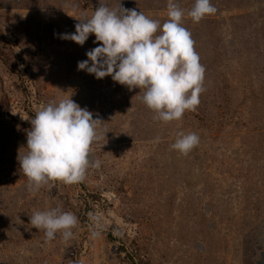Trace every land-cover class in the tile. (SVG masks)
Masks as SVG:
<instances>
[{
    "label": "rangeland",
    "instance_id": "obj_1",
    "mask_svg": "<svg viewBox=\"0 0 264 264\" xmlns=\"http://www.w3.org/2000/svg\"><path fill=\"white\" fill-rule=\"evenodd\" d=\"M99 2L168 19V0H0V264H264V0H210L216 13L198 23L195 0H174L204 91L167 123L142 90L78 70L94 34L82 46L59 38ZM70 97L101 121L100 166L30 191L18 162L29 119ZM181 131L199 136L187 155L171 148ZM55 207L78 219L68 239L30 224Z\"/></svg>",
    "mask_w": 264,
    "mask_h": 264
},
{
    "label": "clouds",
    "instance_id": "obj_2",
    "mask_svg": "<svg viewBox=\"0 0 264 264\" xmlns=\"http://www.w3.org/2000/svg\"><path fill=\"white\" fill-rule=\"evenodd\" d=\"M216 11L210 0H195L187 16L198 23ZM167 16L161 25L141 11L125 9L121 4L113 9L99 2L90 18L75 24L74 33L60 34L59 38L82 46L94 34V43L99 46L86 52L88 59L78 62V70L97 79L111 76L129 90H142L141 100L156 113L155 120L178 121L199 105L205 68L190 31L183 26L185 11L174 0H168ZM29 121L27 152L18 155V162L30 191H38L50 181L68 185L82 182L90 166H100L98 160L90 158V150L100 139L97 128L101 121L71 97L48 103ZM198 144L196 133L181 131L171 148L187 155ZM77 223L72 212L60 207L30 216V224L44 230L47 240L54 239L58 232L64 239L70 238Z\"/></svg>",
    "mask_w": 264,
    "mask_h": 264
}]
</instances>
